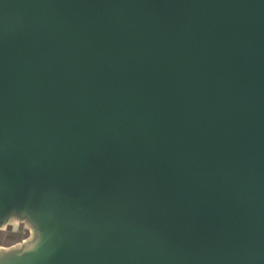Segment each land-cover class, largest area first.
I'll use <instances>...</instances> for the list:
<instances>
[{
    "label": "water",
    "instance_id": "1",
    "mask_svg": "<svg viewBox=\"0 0 264 264\" xmlns=\"http://www.w3.org/2000/svg\"><path fill=\"white\" fill-rule=\"evenodd\" d=\"M0 264H264V0H0Z\"/></svg>",
    "mask_w": 264,
    "mask_h": 264
},
{
    "label": "crops",
    "instance_id": "2",
    "mask_svg": "<svg viewBox=\"0 0 264 264\" xmlns=\"http://www.w3.org/2000/svg\"><path fill=\"white\" fill-rule=\"evenodd\" d=\"M24 231H18L16 228L5 229L0 233V246H9L10 244L16 243L18 237L23 234Z\"/></svg>",
    "mask_w": 264,
    "mask_h": 264
}]
</instances>
